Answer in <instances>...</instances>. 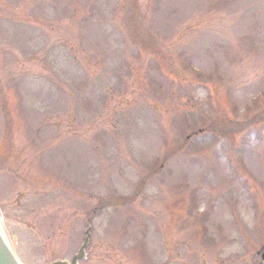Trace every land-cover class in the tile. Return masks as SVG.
Returning <instances> with one entry per match:
<instances>
[{
	"label": "rangeland",
	"instance_id": "rangeland-1",
	"mask_svg": "<svg viewBox=\"0 0 264 264\" xmlns=\"http://www.w3.org/2000/svg\"><path fill=\"white\" fill-rule=\"evenodd\" d=\"M0 221L20 264H264V0H0Z\"/></svg>",
	"mask_w": 264,
	"mask_h": 264
},
{
	"label": "water",
	"instance_id": "water-1",
	"mask_svg": "<svg viewBox=\"0 0 264 264\" xmlns=\"http://www.w3.org/2000/svg\"><path fill=\"white\" fill-rule=\"evenodd\" d=\"M87 243V237L84 239V243L80 246L77 253L74 254L69 261L56 260L48 264H76V261L83 256V250ZM0 264H19L10 248L6 244L4 238L0 233Z\"/></svg>",
	"mask_w": 264,
	"mask_h": 264
},
{
	"label": "bare ground",
	"instance_id": "bare-ground-1",
	"mask_svg": "<svg viewBox=\"0 0 264 264\" xmlns=\"http://www.w3.org/2000/svg\"><path fill=\"white\" fill-rule=\"evenodd\" d=\"M0 233H2L4 235V231H3V227L1 225V221H0Z\"/></svg>",
	"mask_w": 264,
	"mask_h": 264
}]
</instances>
